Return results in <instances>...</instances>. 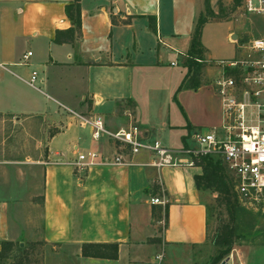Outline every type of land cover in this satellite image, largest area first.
<instances>
[{"label":"crops","instance_id":"crops-1","mask_svg":"<svg viewBox=\"0 0 264 264\" xmlns=\"http://www.w3.org/2000/svg\"><path fill=\"white\" fill-rule=\"evenodd\" d=\"M71 1L0 0V115L45 123L24 162L0 166V242H10L11 253L27 251L35 264H195L186 253L206 241L207 209L216 198L195 188L200 168L186 155L176 166L155 168L148 153L129 157L105 135L93 141L72 114L98 117L110 133L135 125L171 150L194 131L218 127L212 81L219 71L210 67L217 42L204 37L218 18L200 30L206 66L199 86L177 90L203 0H78L79 28L70 32L64 6ZM217 1L232 0H208L214 15ZM224 40L236 47L243 38L227 28ZM86 152L120 154L125 164L75 169ZM83 244H116V259L82 257ZM223 260L264 264V229L234 234Z\"/></svg>","mask_w":264,"mask_h":264},{"label":"built area","instance_id":"built-area-1","mask_svg":"<svg viewBox=\"0 0 264 264\" xmlns=\"http://www.w3.org/2000/svg\"><path fill=\"white\" fill-rule=\"evenodd\" d=\"M241 8L247 14L259 12L264 17V0H241ZM156 42L162 44L159 37ZM242 51L243 56L238 59L217 62L219 73L212 81V88L219 99V126L192 132L187 144L179 150L163 147L143 136L135 125L110 133L98 117L72 115L88 128L93 141L105 135L129 157L148 153L155 168L176 166L178 155H186L191 161L194 157H215L230 179L235 201L240 206L264 209V34L251 39ZM29 55L24 54L19 64L24 65ZM35 79L32 74L27 84L33 86ZM122 164L125 163L120 154L108 159L96 152H86L76 156L73 167L82 171L97 165ZM149 203L162 205L158 198H150Z\"/></svg>","mask_w":264,"mask_h":264},{"label":"rangeland","instance_id":"rangeland-1","mask_svg":"<svg viewBox=\"0 0 264 264\" xmlns=\"http://www.w3.org/2000/svg\"><path fill=\"white\" fill-rule=\"evenodd\" d=\"M217 7V17L215 22L209 24L206 28L204 37L214 36L216 49L213 52V60L210 62L212 74L219 71L217 65L218 60L228 61L238 59L243 56L242 50L237 46L239 43L247 40L259 38L264 34V17L259 12H250L247 14L241 8L240 4L232 8L231 3L228 6ZM255 6V2H253ZM223 18V19H222ZM227 28H231L235 34L241 35L243 40H238L236 47L229 45L224 40ZM240 45V44H239ZM206 66V63L203 62ZM45 126L42 121L28 120L24 124H20L17 120L6 115H0V166H10L14 163H22L30 155L28 147L30 143L35 141L36 133ZM212 161L217 158L210 157ZM231 208L226 211L223 203L215 198L214 203L207 209V228L206 241L199 247H190V251L186 255H192L195 264H210L214 257L218 254L217 247L211 244V239L222 225H228L236 236L245 235L246 232L253 229H264V213L251 214L246 212L241 206L230 197ZM239 242V239H236ZM27 251H18L17 249L11 253V259L20 260L22 264H35L37 258L27 256ZM4 264H10V259H5Z\"/></svg>","mask_w":264,"mask_h":264},{"label":"trees","instance_id":"trees-1","mask_svg":"<svg viewBox=\"0 0 264 264\" xmlns=\"http://www.w3.org/2000/svg\"><path fill=\"white\" fill-rule=\"evenodd\" d=\"M241 0H232L231 7L235 8L240 4ZM220 3L217 1V7ZM204 12L200 15L193 26L190 37L189 49L186 53L183 67L186 69V74L177 90L195 89L199 86V77L201 70L204 67L202 58V49L200 45V30L203 24L213 18H219L213 14L209 7L208 0H203ZM64 14L70 22L72 29L70 32L77 31L79 28V4L78 0H72L64 6ZM223 19V18H222ZM55 41L56 38H54ZM195 60H200L197 62ZM192 164L199 167L201 174L194 177V185L197 190H208L216 194L226 211L230 210V197L232 195L231 182L224 171L220 161L216 159L212 161L207 157H194ZM233 200H235L233 198ZM166 209V208H165ZM234 232L228 225L220 226V229L214 234L211 239V244L218 248L219 252L214 257L210 264H219L224 256L229 253ZM13 245L10 242H0V264L7 259L12 252ZM21 249H18L20 251ZM22 252V250H21ZM82 257L98 258L104 260H115L117 255L116 244H83L80 249ZM10 264H22L20 260H12Z\"/></svg>","mask_w":264,"mask_h":264},{"label":"water","instance_id":"water-1","mask_svg":"<svg viewBox=\"0 0 264 264\" xmlns=\"http://www.w3.org/2000/svg\"><path fill=\"white\" fill-rule=\"evenodd\" d=\"M219 264H227V263H226V260H223Z\"/></svg>","mask_w":264,"mask_h":264}]
</instances>
